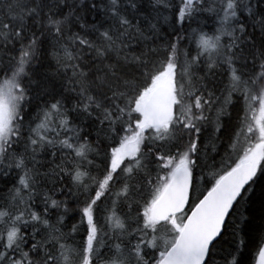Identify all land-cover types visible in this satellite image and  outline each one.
Wrapping results in <instances>:
<instances>
[{
	"label": "snow or ice",
	"instance_id": "1",
	"mask_svg": "<svg viewBox=\"0 0 264 264\" xmlns=\"http://www.w3.org/2000/svg\"><path fill=\"white\" fill-rule=\"evenodd\" d=\"M0 264H264V0H0Z\"/></svg>",
	"mask_w": 264,
	"mask_h": 264
}]
</instances>
